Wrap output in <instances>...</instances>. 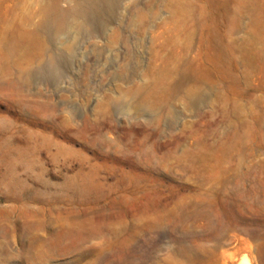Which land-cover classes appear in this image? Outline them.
<instances>
[{
  "label": "rangeland",
  "instance_id": "rangeland-1",
  "mask_svg": "<svg viewBox=\"0 0 264 264\" xmlns=\"http://www.w3.org/2000/svg\"><path fill=\"white\" fill-rule=\"evenodd\" d=\"M0 264H264V0H0Z\"/></svg>",
  "mask_w": 264,
  "mask_h": 264
},
{
  "label": "bare ground",
  "instance_id": "bare-ground-1",
  "mask_svg": "<svg viewBox=\"0 0 264 264\" xmlns=\"http://www.w3.org/2000/svg\"><path fill=\"white\" fill-rule=\"evenodd\" d=\"M95 8H97V7H95Z\"/></svg>",
  "mask_w": 264,
  "mask_h": 264
}]
</instances>
